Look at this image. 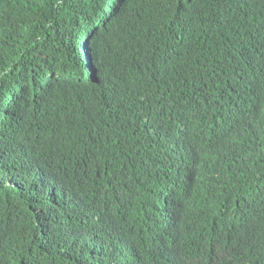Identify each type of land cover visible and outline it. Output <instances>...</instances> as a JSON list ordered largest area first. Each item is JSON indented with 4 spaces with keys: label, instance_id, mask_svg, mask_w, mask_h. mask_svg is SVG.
Wrapping results in <instances>:
<instances>
[{
    "label": "trees",
    "instance_id": "trees-1",
    "mask_svg": "<svg viewBox=\"0 0 264 264\" xmlns=\"http://www.w3.org/2000/svg\"><path fill=\"white\" fill-rule=\"evenodd\" d=\"M0 264H264V0H0Z\"/></svg>",
    "mask_w": 264,
    "mask_h": 264
},
{
    "label": "clouds",
    "instance_id": "clouds-1",
    "mask_svg": "<svg viewBox=\"0 0 264 264\" xmlns=\"http://www.w3.org/2000/svg\"><path fill=\"white\" fill-rule=\"evenodd\" d=\"M230 224H232L230 223V220L226 222L224 220L212 227L203 228L199 232L209 241L210 248L219 247L222 250V247L224 248L225 235L229 230L228 228H230Z\"/></svg>",
    "mask_w": 264,
    "mask_h": 264
}]
</instances>
